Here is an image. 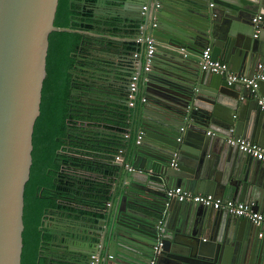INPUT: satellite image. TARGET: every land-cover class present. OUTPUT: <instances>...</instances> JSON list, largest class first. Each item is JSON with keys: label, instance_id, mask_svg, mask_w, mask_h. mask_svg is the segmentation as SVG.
I'll use <instances>...</instances> for the list:
<instances>
[{"label": "water", "instance_id": "water-1", "mask_svg": "<svg viewBox=\"0 0 264 264\" xmlns=\"http://www.w3.org/2000/svg\"><path fill=\"white\" fill-rule=\"evenodd\" d=\"M99 1L94 5L110 7L107 17L118 32L131 35L142 24L167 55L150 72H139L145 99L135 119L139 143H129L121 163L108 164L112 181L102 194L107 202L101 230L62 236L53 258L68 264H89L94 254L97 264H264V238L257 239L260 230L249 220L166 198L167 190L180 186L253 203L264 212V162L225 139L233 135L264 148V111L248 89L197 69L209 46L213 59L232 72L252 77L262 65L264 73V0ZM58 5L59 0H0V264H21L24 194L49 36L86 34L54 25ZM256 14L262 15L257 25ZM254 26L260 29L255 39ZM129 45L121 46L126 55ZM133 67L124 58L115 68V88L102 94L109 103H123ZM158 241L163 246L155 255Z\"/></svg>", "mask_w": 264, "mask_h": 264}, {"label": "trees", "instance_id": "trees-1", "mask_svg": "<svg viewBox=\"0 0 264 264\" xmlns=\"http://www.w3.org/2000/svg\"><path fill=\"white\" fill-rule=\"evenodd\" d=\"M93 1L59 0L54 25L86 34L56 31L49 36L40 116L33 133V164L24 194L21 264H68L38 255L41 243L47 245L50 238L42 234L45 216L58 212L82 222L101 220L107 202L102 194L108 184L103 178L91 180L88 174L97 170L91 169L85 158L98 153L113 161L118 151L125 152L129 145L130 139L124 138L129 134L128 105L109 103L108 96L102 95L107 92L92 84L95 77L88 73L95 72L99 64L94 55L101 45L112 46L111 39L120 33L113 19L86 8L85 3ZM141 25L132 34L139 32ZM140 46L134 39L129 50L139 53ZM97 167L102 177H108L103 163Z\"/></svg>", "mask_w": 264, "mask_h": 264}, {"label": "built area", "instance_id": "built-area-1", "mask_svg": "<svg viewBox=\"0 0 264 264\" xmlns=\"http://www.w3.org/2000/svg\"><path fill=\"white\" fill-rule=\"evenodd\" d=\"M213 4H210V7ZM146 10L147 8L144 6L142 8ZM262 16L258 15L252 19L253 24H259L261 22ZM144 32V26L141 25L139 28V36L135 39L137 44L143 46V51L145 53V66L144 72L147 73L151 67V60L157 50L158 43L150 36H142ZM255 35L254 37H256ZM167 48H170L166 45ZM175 51L183 54L184 57L188 56V53L183 48H172ZM134 59H139V53L133 54ZM198 66L201 71L208 72L214 75H224L226 77V82L228 85H240L249 90L251 97L253 99H257V104L261 111H264V95L260 92V86H264V73L262 65H259L257 69L259 73L252 77H247L243 75H238L229 70L227 64L222 63L212 57V49L211 47H206L202 50L198 57ZM141 72V64L137 63L133 69V74L130 76L128 82V91L126 96L127 105L129 108H135L137 104V94L139 91V82L141 76L139 75ZM144 97L140 98V102L144 103ZM183 130V129H181ZM231 134L233 130L230 131ZM207 134H211L208 132ZM215 135V133H212ZM125 139H131L130 134L124 135ZM139 136L136 137L135 143H139ZM226 142L231 145L237 147V149L250 156L253 159L264 162V148L259 146L257 143L246 140L241 137H235L233 135L225 137ZM124 151L119 150L115 155L113 161L115 163H121L123 159ZM166 198L168 201H175L177 203H187L193 205H200L207 209H212L215 211H225L230 215H233L238 218H244L249 220L255 227L259 228L258 237H263L264 234V214L260 213L255 207L253 203H244V202H235V201H225L219 199L212 195L206 194H195L189 192L182 187H174L166 192ZM163 243L158 241L157 244L152 248L153 253L156 255L160 252ZM98 256L96 254L90 256L89 264H97ZM153 264V262H151Z\"/></svg>", "mask_w": 264, "mask_h": 264}, {"label": "crops", "instance_id": "crops-1", "mask_svg": "<svg viewBox=\"0 0 264 264\" xmlns=\"http://www.w3.org/2000/svg\"><path fill=\"white\" fill-rule=\"evenodd\" d=\"M103 8H105V10H109L110 7L108 8L105 6ZM114 9L117 10L118 12H121L124 14V10L120 6H116ZM115 10L112 9L113 12L118 13ZM121 13H118V14H121ZM258 15H261V14H256L254 16H258ZM259 31H260V29L254 26V32H253L254 34L252 36L253 39L256 38L254 36L258 35ZM137 36H139V32H134L132 35H125V34L119 33L115 38L111 39L114 41L113 43L115 44L116 48H113L114 44L112 46H111V44L107 45L106 41L104 42L106 44H104L103 46L101 45L100 51L96 52L94 55V59L99 60V64L96 65V67H95L96 68L95 72H93L92 70H88V73L90 71L93 74V76L95 77L92 84H94L95 86H100L101 88L104 89L105 92L111 91L112 88H115V86H114L115 84L111 83L113 80H115L114 70L117 66L122 64V60H124V58L132 61L134 67H135V65H137V63H140L141 64V73H143V74L145 73L144 72L145 53L143 51V46H140V52H139V59L138 60L133 58L134 53L132 51H130L128 53V55H126L124 53V51L121 49V46L123 45V43L133 42L134 39L137 38ZM142 36H146V37L149 36L148 32L147 31L143 32ZM108 43H110V42L108 41ZM165 49L166 48H162V50H158V48H157V50H156V52H155V54L151 60V67H150L149 72L151 71V68L154 65H156L157 61H162L164 59V57L167 55V52L165 51ZM198 68H199V66L197 65V69ZM76 73L77 72H75V77H77ZM233 73H235V72H233ZM235 74L246 76L245 74H242V73L241 74L235 73ZM130 76L127 77L128 82H129ZM115 82H118V81H115ZM116 86L118 88H120V86H118V85H116ZM260 92L262 95H264V86H260ZM141 97H143V95H142L141 89L139 88V91L137 94V99H138L137 104H136L135 108H129V113L127 114V116L130 119V125L127 127V130L131 136V139L129 141V143L131 145H133L135 143V140L137 137V129L135 126V119L137 118V114L139 113L140 107L142 105L140 102ZM123 100H124L123 105H126L127 104L126 98H123ZM234 116H237V113H235ZM132 119H133V122H132ZM101 131L104 133V135H109L108 131H106V130H101ZM87 153H90V152H87ZM87 155L88 156L85 159L89 162L88 166H90L91 169L97 170L96 173H92L90 171V173L88 174V176H91V180H95V179L101 180L103 178V180L105 182H107V184H109L112 181V172L110 171V167L108 166V164H109V162H113L112 159L110 158L111 160L109 161V158L107 156H104V155L98 154V153H94V155H89V154H87ZM97 159L100 161L99 162L100 164L103 163L104 167H102L103 168L102 170H104V171H106V169L109 170L108 171V174H109L108 177H102V175L100 174V170L97 167V164H99ZM98 174H100V175H98ZM189 192H191V191H189ZM199 194H201V193H199ZM207 195H212V194H207ZM212 196H215V197L222 199V200H225V201L230 200V201H235V202H241V201H237L235 199H224L223 197L216 196V195H212ZM260 213L264 214V212H260ZM102 219L99 221L102 222ZM100 222H98V224H94L93 222L78 221L77 218H75L73 215H70L69 213L63 214V213L54 212L51 215H48L47 219L45 221V225H44V227H45L44 232L49 237L51 235V237H53V241H51L52 240L51 237L50 238L48 237L50 242L47 245H40V247L41 246L43 247V249H42L43 251L41 253V256L43 258L54 259L53 254L55 255V253H56L54 251V249H57L54 247H56L57 245H59L61 243V241L63 240L61 238L62 236H66V234H68V233L71 235L76 234V233L82 235L84 233V235H86V234L92 233L95 229L100 228V230H101L102 225L100 224ZM46 226L53 229L54 233H52V232L48 233L47 232L48 228H46ZM52 234H53V236H52ZM58 237L60 239H58ZM263 238H264V234H263L262 238L258 237L257 239H263ZM66 242L68 243V239ZM54 245H56V246H54ZM75 250H77L76 247H75ZM41 256H39V257H41ZM105 257H106L105 255L101 256L100 259L103 260V259H105Z\"/></svg>", "mask_w": 264, "mask_h": 264}, {"label": "flooded vegetation", "instance_id": "flooded-vegetation-1", "mask_svg": "<svg viewBox=\"0 0 264 264\" xmlns=\"http://www.w3.org/2000/svg\"><path fill=\"white\" fill-rule=\"evenodd\" d=\"M100 1H102V0H100ZM99 1V2H100ZM85 3V2H84ZM85 6H88V7H86V8H91V9H93L94 11H95V13L96 14H99V15H104V16H106L107 17V10H105V8H103L104 6L103 5H100V3H99V5H94V3H85ZM46 219H47V216H45V218H44V222H43V226L45 225V221H46ZM46 228H48V230H47V232L48 233H54V231H53V229H51V228H49V227H47L46 226ZM43 235H44V237H46L47 236V234H45V232H44V229H43ZM52 236H53V234H52ZM50 237H51V235H50ZM52 238V240L51 241H53V237H51ZM50 241L48 240V243H49ZM53 245V244H52ZM76 247V246H75ZM55 250V249H54ZM56 253H55V255H59V253L57 252V251H55ZM54 255V254H53ZM71 255L72 254H67V257L68 258H71Z\"/></svg>", "mask_w": 264, "mask_h": 264}]
</instances>
